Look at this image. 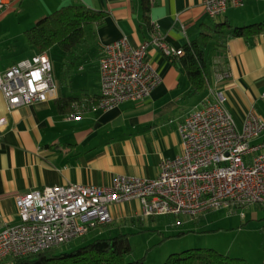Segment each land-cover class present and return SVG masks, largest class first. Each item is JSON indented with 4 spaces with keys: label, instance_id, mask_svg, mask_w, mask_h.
I'll list each match as a JSON object with an SVG mask.
<instances>
[{
    "label": "crops",
    "instance_id": "0c3cea01",
    "mask_svg": "<svg viewBox=\"0 0 264 264\" xmlns=\"http://www.w3.org/2000/svg\"><path fill=\"white\" fill-rule=\"evenodd\" d=\"M18 1L11 0L7 10L0 14V20L8 17L5 14ZM25 3L28 4L26 8L32 6L27 0L22 6L25 7ZM73 3L84 4L105 15L94 26L96 42L84 47L87 57L77 61L78 71L82 74L74 76L69 64L70 84L63 85L56 77V98L21 106L8 114L9 126L0 136V231L6 226L21 223L17 206L19 195L45 186L70 183L104 186L120 175L155 178L164 159H172L182 153L184 143L179 126L192 111L210 100L209 92L193 93L182 56L169 58L154 45L148 47L146 60L158 69L162 80L146 99L127 100L108 110L94 108L89 102L78 119H67L74 109L68 113L59 111L56 99L62 96H77L76 102L98 97L101 92L98 61L105 45L126 36L133 46H139L153 39L154 27H157L170 44L184 48L199 38L204 30L213 31L222 21L233 26L264 22V0H247L243 6H230L218 18L207 14L203 0H154L150 23L145 20L142 0L36 1L42 10L39 15H47ZM31 13L28 9L27 14ZM216 38L214 50L209 54V69L212 74L215 59H221L231 70V76L222 82V87L236 122L242 126L249 110L264 116V32L251 40L231 36L223 41L220 34ZM3 115H6V105L0 93V116ZM263 140L264 135L254 142ZM257 205L247 209H253L256 215ZM223 210H213L194 219L172 216L177 220L172 232L177 233L175 236H186L187 232L203 231L197 235L200 240L206 231L218 234L210 227L225 217L216 215L215 219L220 220L213 223L207 218L210 213ZM111 213L113 221L105 226L107 228L119 220L134 222L146 218L136 199L111 205ZM232 213L238 216L237 211ZM228 216L227 213L226 218L232 227L238 219L235 220L234 215ZM246 217L247 213L244 217L241 215L242 219ZM260 219L263 221L250 229L263 238L259 262L263 264L264 218ZM180 221L182 227L176 230L174 227ZM244 222L241 220L242 224ZM242 230H247V227ZM4 261L0 260V264Z\"/></svg>",
    "mask_w": 264,
    "mask_h": 264
},
{
    "label": "built area",
    "instance_id": "2783aa9c",
    "mask_svg": "<svg viewBox=\"0 0 264 264\" xmlns=\"http://www.w3.org/2000/svg\"><path fill=\"white\" fill-rule=\"evenodd\" d=\"M246 1L203 3L207 14L218 18L230 6H243ZM10 3L0 0V12ZM150 45L169 58L184 54L157 27L153 39L139 46H133L126 36L105 45L98 61L100 94L76 102L67 119L81 118L89 102L94 108L108 110L150 96L162 80L158 69L146 60ZM230 76L226 62L215 59L208 79L210 100L180 124L184 149L161 162L157 177L120 175L104 186L70 183L19 195L21 223L0 231V260L28 257L84 238L93 229L112 223L111 205L135 199L146 217L194 219L218 209L237 211L244 217L248 207H264V140L254 142L264 135V116L249 110L243 125H238L222 87ZM0 93L6 105V115L0 116L1 136L14 109L57 97L58 82L48 52L35 53L0 70Z\"/></svg>",
    "mask_w": 264,
    "mask_h": 264
},
{
    "label": "trees",
    "instance_id": "16d2710c",
    "mask_svg": "<svg viewBox=\"0 0 264 264\" xmlns=\"http://www.w3.org/2000/svg\"><path fill=\"white\" fill-rule=\"evenodd\" d=\"M152 0H142L144 16L150 23ZM104 13L84 4L73 3L60 7L39 19L25 31L28 43L36 53L49 51L58 46L71 57L73 63L87 57L84 50L95 43L94 26L104 18ZM213 31L204 30L201 36L185 45L182 62L192 83L193 93L208 90L211 71L209 59L212 47L219 34L223 41L227 37L241 36L249 40L264 32V22L244 26H233L227 21L219 22ZM77 96H62L56 99L60 112L74 109ZM106 226V225H105ZM132 245L127 233L108 237H96L92 241L70 251L50 248L35 255L11 258L13 264H146L144 259L128 260ZM164 264H251L248 260L230 256L215 248L195 247L170 254Z\"/></svg>",
    "mask_w": 264,
    "mask_h": 264
},
{
    "label": "rangeland",
    "instance_id": "374dc122",
    "mask_svg": "<svg viewBox=\"0 0 264 264\" xmlns=\"http://www.w3.org/2000/svg\"><path fill=\"white\" fill-rule=\"evenodd\" d=\"M23 1L19 0L16 2L13 8L5 14L8 17L0 20V70H4L36 53L35 49L28 43L25 31L33 27L39 19L46 15H39L42 10L40 9L41 6H37V0H27L29 4L32 3V6L28 8H26L28 5L26 3L25 7L22 6ZM38 3L40 4V2ZM28 9L32 11L30 15L27 14ZM6 10L4 9L0 14ZM37 16L40 17L37 18ZM35 18L37 19L35 20ZM47 52L53 61L55 75L61 80L63 85L68 86L70 84L67 71L69 64L72 67L71 71L74 76L82 74V72L78 71V63L72 64L71 61L73 59L66 56L58 46L52 47ZM257 208L258 213L256 215L253 209H245V213H247L246 219H242L240 213H238V216H235L236 213H232L227 209L221 212L214 211L210 213L207 219L211 223L215 220H220L219 218L215 219L216 215H221L225 218L222 221L213 223L210 227L214 231H218V234H210L213 231H206L204 233L205 236H202V240L197 237L203 231L187 232L185 235H191L189 237L175 236L177 233L175 231L174 233L172 232V227L174 226V221L177 220L173 219L170 215H166L155 218L146 217L134 222L119 220L118 223L110 228L105 226L95 228L84 238H77L69 244L57 247V249L59 251H70L85 245L96 237H108L119 233H127L132 245V253L127 256L128 260L144 259L146 264H164L172 253L182 252L195 247H208L215 248L230 256L244 258L251 264H259L263 238L258 232L250 229L255 223L263 221L260 218H264V208L261 204H258ZM227 213L229 214L228 217L234 215V219H238L237 222L232 223V227L229 225V218H226ZM241 220L247 221L246 225H244L245 222L242 224ZM181 222L179 223L180 226L174 227L176 230L182 227ZM246 227L247 230H242ZM4 264H13V261L11 258H8L5 259Z\"/></svg>",
    "mask_w": 264,
    "mask_h": 264
}]
</instances>
